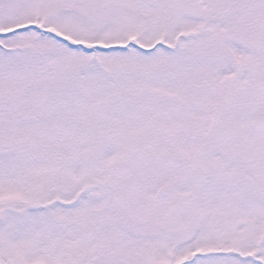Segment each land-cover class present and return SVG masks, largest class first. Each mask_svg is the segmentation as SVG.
Listing matches in <instances>:
<instances>
[{"label": "snow or ice", "instance_id": "6c2138e0", "mask_svg": "<svg viewBox=\"0 0 264 264\" xmlns=\"http://www.w3.org/2000/svg\"><path fill=\"white\" fill-rule=\"evenodd\" d=\"M0 264H264V0H0Z\"/></svg>", "mask_w": 264, "mask_h": 264}]
</instances>
